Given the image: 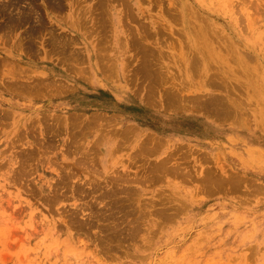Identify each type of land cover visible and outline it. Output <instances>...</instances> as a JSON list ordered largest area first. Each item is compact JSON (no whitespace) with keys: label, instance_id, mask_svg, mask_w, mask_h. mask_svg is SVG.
<instances>
[{"label":"rangeland","instance_id":"obj_1","mask_svg":"<svg viewBox=\"0 0 264 264\" xmlns=\"http://www.w3.org/2000/svg\"><path fill=\"white\" fill-rule=\"evenodd\" d=\"M0 264H264V0H0Z\"/></svg>","mask_w":264,"mask_h":264},{"label":"crops","instance_id":"obj_2","mask_svg":"<svg viewBox=\"0 0 264 264\" xmlns=\"http://www.w3.org/2000/svg\"><path fill=\"white\" fill-rule=\"evenodd\" d=\"M114 32L118 33V31L121 29L120 25H114ZM122 39H115V43L116 45L118 44L121 47H116V49H120L122 48ZM95 58V57H94ZM117 59L114 60V64H112L113 66L111 67L110 70H114L112 71L110 74V80H100L97 83V87L98 89H100L101 91L107 92L109 93L112 98L114 100L120 99L121 96L124 95L125 91H126V78L124 79L122 76V70L121 68L117 65ZM96 60V59H95ZM53 65V64H52ZM56 71L58 72L57 77H54L53 79H48L49 81V88L46 91H43L42 93H38L37 96H40V98L38 97H33L34 95L30 94V95H24V99L27 100H31L34 104V106L38 105V106H43L46 105L47 101H62L64 102V100H68V91H70L73 87V83L69 80L68 77H64V72L62 70V67H58L55 65ZM55 68H46V66L44 67V71L47 70L48 74H51V76H56L54 75V69ZM98 78H100V75H98ZM52 83V84H51ZM125 83V84H124ZM52 85V88H51ZM58 88V89H57ZM50 95H52L51 97H53L52 99H41V98H47ZM54 95H58V96H54ZM22 95H20L21 97ZM55 97V98H54ZM37 100V101H34ZM35 102V103H34ZM64 107H67L68 103L65 101ZM62 106V105H61ZM68 108V107H67Z\"/></svg>","mask_w":264,"mask_h":264},{"label":"bare ground","instance_id":"obj_3","mask_svg":"<svg viewBox=\"0 0 264 264\" xmlns=\"http://www.w3.org/2000/svg\"><path fill=\"white\" fill-rule=\"evenodd\" d=\"M98 1H101V0H97V2ZM102 1H104V0H102ZM107 1H109V0H107ZM111 1V0H110ZM121 1V0H120ZM151 2V1H150ZM103 4V7H104V3H102ZM109 5V4H108ZM123 6H124V4H123ZM129 6V5H128ZM104 9V8H103ZM107 9V8H106ZM102 10V9H101ZM129 11V10H128ZM128 13V12H127ZM131 14V13H130ZM150 51V50H149ZM147 52V51H146ZM153 52V51H152ZM153 59V58H152ZM143 62V61H142ZM145 62V61H144ZM154 62V61H153ZM158 62V61H157ZM143 65V64H142ZM142 68V67H141ZM144 69V68H143ZM142 74H143V72H142ZM150 74V73H149ZM52 84V83H51ZM47 86V85H46ZM48 86H49V83H48ZM51 88H52V85H51ZM58 89V88H57ZM172 101V100H171ZM173 102V101H172ZM96 103V102H95ZM176 104V103H175ZM173 105H174V103H173ZM175 106V105H174ZM176 108H178V107H176ZM84 121V120H83ZM92 121V120H91ZM70 123V122H69ZM147 137H148V135H146ZM151 137V136H150ZM146 141V140H145ZM149 141V140H148ZM150 141H152V140H150ZM149 143V142H148ZM158 143V142H157ZM146 149V148H145ZM151 149H152V147H151ZM148 150V149H147ZM151 152V151H150ZM206 177V176H205ZM204 182H208L207 180L206 181H204ZM218 182V181H217Z\"/></svg>","mask_w":264,"mask_h":264}]
</instances>
